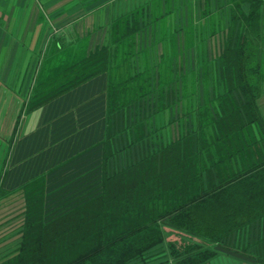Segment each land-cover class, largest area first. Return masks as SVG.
Instances as JSON below:
<instances>
[{
    "label": "trees",
    "instance_id": "obj_1",
    "mask_svg": "<svg viewBox=\"0 0 264 264\" xmlns=\"http://www.w3.org/2000/svg\"><path fill=\"white\" fill-rule=\"evenodd\" d=\"M234 1L237 9L247 3L249 14L232 18L242 31L226 39L212 100L197 102L174 136L165 137L164 126L157 138L140 114L123 123V143L107 128L96 189L55 212L47 210L46 175L21 186L17 218L0 223V264H212L226 252L264 263L246 251L264 240V71L246 40L264 0ZM124 20L115 39L89 55L43 58L25 113L103 74L109 116L139 112L155 95L164 107L170 65L152 71L149 51L134 43L143 26ZM162 57L163 64L171 59ZM122 152L128 162L120 167Z\"/></svg>",
    "mask_w": 264,
    "mask_h": 264
},
{
    "label": "crops",
    "instance_id": "obj_2",
    "mask_svg": "<svg viewBox=\"0 0 264 264\" xmlns=\"http://www.w3.org/2000/svg\"><path fill=\"white\" fill-rule=\"evenodd\" d=\"M176 1L181 11L177 21H187L186 28H193L197 34L201 31L200 23L207 21L209 35L213 37L220 34L215 31L219 24L233 33L232 18L249 14L247 3L235 9L230 4L231 0H228V8L223 11L217 8L223 0H170V3L176 5ZM168 3L169 0H160L158 6L164 8L159 10L162 12L160 14L155 12L152 15L149 8H145V12L137 17L132 13L135 7L128 0H0V193L4 190L0 198V223L17 218L16 205H24L18 189L35 177L49 176L46 182L48 191L59 188L67 191L61 197L60 204L79 200L82 193L96 187L107 128L112 134L120 133L114 136V142L118 143L119 139L123 143L127 141V133L120 131L127 126L123 123L128 119L135 121L139 114L148 119L144 126L148 132H157L154 133L157 138L161 134V127L165 126L163 135L169 137L177 135L186 120L191 121V98L189 90L185 92L183 86L185 84L189 89V80L186 83L181 80L182 89L175 92L169 83L171 93L165 96L164 107L160 106V97L155 95L143 99L147 105L139 112L109 116L107 74L98 76L36 111L25 113V103L32 92L30 87L32 89L44 66L43 58L52 61L55 57L89 55L115 39V26L126 17L123 24L126 21V24L138 23L143 26V22L148 20L147 12L150 15L148 22L163 28L158 38L161 45L170 34L180 33V29L170 28V22H174L175 18L173 14L170 15L171 9H167ZM238 24L239 21L235 24L237 29ZM93 45L97 46L93 48ZM140 49L137 50H143ZM164 55L156 54L157 57H153L152 51H149L152 71L168 66L170 62L163 64ZM211 81L212 78H209V83ZM213 93L212 90L203 98L200 90L195 92L193 108H196L197 102L202 106L207 98L212 100ZM262 105L264 110V97ZM181 118L184 120L177 121ZM121 154L117 163L123 167L128 161L127 157L123 158L125 154ZM4 170L7 178L12 179L11 185H3ZM87 173L91 174L88 176ZM58 176L61 177L59 181ZM74 178L78 183L69 188ZM6 191L8 194H5ZM1 255L3 252H0Z\"/></svg>",
    "mask_w": 264,
    "mask_h": 264
},
{
    "label": "rangeland",
    "instance_id": "obj_3",
    "mask_svg": "<svg viewBox=\"0 0 264 264\" xmlns=\"http://www.w3.org/2000/svg\"><path fill=\"white\" fill-rule=\"evenodd\" d=\"M129 4L134 6L135 9L132 12L135 15H141L143 12H145V8H149V10L151 11L150 13H155L156 14H160L162 12H159V10H164L163 7H159L158 4L160 2V0H128ZM172 1V0H171ZM232 2H230V4H232V6L236 8V4L234 0H231ZM171 4V5H170ZM228 0H223L222 2H220L218 4V9L222 10L223 9H227L228 8ZM244 5V3H241L240 7L239 5L237 7L241 8ZM171 9L172 13L170 14L172 16H174L175 21L174 22H170V28L173 30H178L180 29V33L177 35H173L170 34V36H168V38H166V40H164V43H160L161 45H159V42L161 40H158V38L160 37V31L161 29L163 30V28H161L158 24H154L153 26L148 22L150 21V15L149 12H147V22L146 20L143 22V27H142V32L139 33L138 37H136L135 40V46L136 49H143L145 51H152L153 53V57H157V55H163L165 54V57L168 59V56L171 58L170 60H168L170 63V71H171V84L173 85V90H177L179 89V91H181L182 89V85L180 84L182 81L184 82V80L187 82V80H189L188 83V88L185 84H183L184 88H185V92H187L189 90V94L191 100V108H193V106L195 105V99H196V95H194L195 92H197L198 90L201 91L202 93V97L205 98L206 94L209 93L210 91H214L216 89L220 90V86H218L217 82V75L219 72V69H217V62L220 56V53L222 52L226 42H227V37L229 38V31L230 29L228 28V32L227 30H225V26H223L222 24L218 26V30L213 27V31H218L220 34L216 37H213V35H209V27L207 25V21H202L200 23V27H201V31L200 34L198 32L195 33L192 29H187L186 28V24L187 21H177V15L181 14L180 11V7L177 6V1H176V5H174V3H168V7L167 9ZM262 11H264V8L262 9ZM170 12V10H169ZM185 12V10H184ZM264 13V12H263ZM262 13V14H263ZM225 20V18L223 19ZM222 20V22H224ZM229 20V19H226ZM219 21V20H218ZM230 22V21H229ZM191 24V22H189ZM220 23V21H219ZM202 24H204V27L202 26ZM163 25V24H162ZM151 26V29H149ZM192 27V26H191ZM232 28V27H230ZM242 31L241 26H239V28L237 29L236 26H234V31L232 35V38L234 41L236 36L240 38V32ZM246 40H247V44H249L250 48H255V50L257 52H259V54L261 55L259 57V61H262V66L263 67V71H264V15L263 17L260 18L259 23L257 24V26H255V29L252 33H248L246 34ZM257 36V37H256ZM239 40V39H238ZM163 45V46H162ZM95 46L97 45H93V48H95ZM258 48V49H257ZM140 49V50H141ZM150 49V50H149ZM154 50L156 51L154 53ZM177 52L176 55H174L173 53ZM159 61V60H158ZM167 61V63H168ZM157 61L155 60V63ZM166 63V64H167ZM165 69V76L166 79L167 77H169L170 72L168 70ZM183 73L186 74L185 77H183ZM184 74V75H185ZM209 78H212L211 83H209ZM205 79V80H204ZM263 81H264V75L262 77ZM182 80V81H181ZM199 81V83H198ZM198 83V84H197ZM30 85V81L28 83ZM186 86V87H185ZM171 85H169V90L171 89ZM27 89V87L25 88ZM31 90V87H30ZM263 92H264V87H263ZM8 168V167H7ZM2 174H4V181H3V185L5 183L11 185L12 179L8 177V175L5 174V170L2 172ZM88 176L91 173H87ZM96 174V173H94ZM65 177V176H64ZM37 177H35L34 179H36ZM45 181L48 182V178L49 176H45ZM61 179L60 176H58L57 181H59ZM64 180V179H63ZM77 178H74L71 182H70V187H73L74 185H76L78 183V181H76ZM16 182V181H15ZM28 183V182H27ZM25 183V184H27ZM95 183V182H94ZM24 185V184H23ZM21 185V186H23ZM41 185V182L37 183L36 185H31L28 188L33 189V187H38ZM95 185V184H94ZM92 189H96V187L94 188H89L87 191H91ZM75 190V189H74ZM72 191V190H71ZM70 191V192H71ZM4 192V190L2 191V193ZM2 193H0V198L3 197ZM5 194H8V192L6 191ZM47 210L49 212H55L57 210H59L62 207V204H60V202H62V198L64 195L67 194L66 190H61L60 188L58 190H54V191H48L47 189ZM10 196V195H8ZM11 198V196L9 197V199ZM65 204V203H64ZM63 204V205H64ZM17 207V205H16ZM260 235V234H259ZM263 238H264V231H263ZM170 240L175 241V238H172ZM256 242V241H255ZM258 242V241H257ZM251 243L250 246L248 247V249L246 250L249 253H252L256 256H261L264 257V240L260 241V243ZM161 253V249L158 250L156 253L152 252V254L150 256H154V255H160ZM160 259V257H159ZM212 264H259L257 263L254 259L249 258V257H244L242 255H239L238 253H230V252H226L222 255H219L218 258L212 262ZM264 264V263H261Z\"/></svg>",
    "mask_w": 264,
    "mask_h": 264
}]
</instances>
